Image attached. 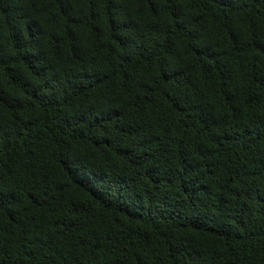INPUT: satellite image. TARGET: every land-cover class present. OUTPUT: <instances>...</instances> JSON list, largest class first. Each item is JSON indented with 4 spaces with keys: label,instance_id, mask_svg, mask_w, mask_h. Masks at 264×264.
<instances>
[{
    "label": "trees",
    "instance_id": "trees-1",
    "mask_svg": "<svg viewBox=\"0 0 264 264\" xmlns=\"http://www.w3.org/2000/svg\"><path fill=\"white\" fill-rule=\"evenodd\" d=\"M0 264H264V0H0Z\"/></svg>",
    "mask_w": 264,
    "mask_h": 264
}]
</instances>
